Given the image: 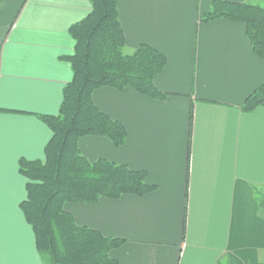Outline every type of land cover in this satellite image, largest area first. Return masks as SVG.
<instances>
[{
	"label": "crops",
	"instance_id": "crops-1",
	"mask_svg": "<svg viewBox=\"0 0 264 264\" xmlns=\"http://www.w3.org/2000/svg\"><path fill=\"white\" fill-rule=\"evenodd\" d=\"M212 1L117 2L124 53L148 45L165 56L153 84L166 97L95 90V106L127 137L120 147L83 137L78 149L144 171L156 189L64 206L76 225L124 241L110 254L117 264H264V106L241 110L264 85V62L243 24L200 22ZM90 11L89 0H0V264H44L20 209L18 163L44 160L52 133L38 116L59 113L72 80L69 28Z\"/></svg>",
	"mask_w": 264,
	"mask_h": 264
},
{
	"label": "trees",
	"instance_id": "trees-1",
	"mask_svg": "<svg viewBox=\"0 0 264 264\" xmlns=\"http://www.w3.org/2000/svg\"><path fill=\"white\" fill-rule=\"evenodd\" d=\"M90 13L69 28L74 52L63 58L70 64L72 80L63 89L56 116H38L51 131L43 161L18 163L26 179V199L20 209L31 227L36 249L44 264H117L110 254L123 245L120 239L102 236L76 225L66 204L93 205L104 198L142 197L156 187L146 182L144 171L130 170L104 159L89 162L80 153L83 137H103L113 146L124 144V125L101 112L92 94L100 88L136 93L162 100L154 87L155 77L166 64L165 56L148 45L125 54V38L118 19V0H89ZM224 19L241 23L252 52L264 62V8L250 3L213 0L200 22ZM264 106V85L243 102L241 110ZM264 209V197H257Z\"/></svg>",
	"mask_w": 264,
	"mask_h": 264
}]
</instances>
